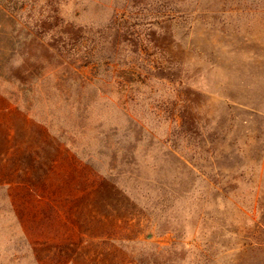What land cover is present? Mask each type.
<instances>
[{
  "label": "rangeland",
  "instance_id": "1",
  "mask_svg": "<svg viewBox=\"0 0 264 264\" xmlns=\"http://www.w3.org/2000/svg\"><path fill=\"white\" fill-rule=\"evenodd\" d=\"M0 264H264V0H0Z\"/></svg>",
  "mask_w": 264,
  "mask_h": 264
},
{
  "label": "trees",
  "instance_id": "2",
  "mask_svg": "<svg viewBox=\"0 0 264 264\" xmlns=\"http://www.w3.org/2000/svg\"><path fill=\"white\" fill-rule=\"evenodd\" d=\"M126 21H112L111 24L106 25L101 31H100V37L102 38H106L108 37H113L115 39H117V41L119 40V42L121 41L120 38L122 39L125 34L127 35V31L125 30L127 27H125ZM122 24V25H121ZM121 27V28H120ZM87 30H85L84 28L82 29V31H77V38L79 40H82L83 35L86 33ZM89 33V31H88ZM118 43V42H117ZM83 60V59H82ZM87 63V61H84V63L79 64L78 67H82L83 65H85Z\"/></svg>",
  "mask_w": 264,
  "mask_h": 264
}]
</instances>
